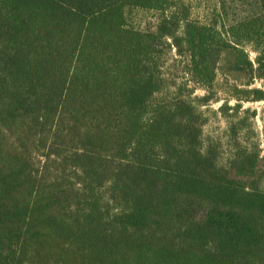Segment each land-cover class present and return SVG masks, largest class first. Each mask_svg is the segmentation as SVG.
<instances>
[{"label":"trees","instance_id":"trees-1","mask_svg":"<svg viewBox=\"0 0 264 264\" xmlns=\"http://www.w3.org/2000/svg\"><path fill=\"white\" fill-rule=\"evenodd\" d=\"M257 3L200 24L183 0H0V264H264V151L236 140L264 101ZM218 75L225 162L201 138Z\"/></svg>","mask_w":264,"mask_h":264},{"label":"rangeland","instance_id":"rangeland-1","mask_svg":"<svg viewBox=\"0 0 264 264\" xmlns=\"http://www.w3.org/2000/svg\"><path fill=\"white\" fill-rule=\"evenodd\" d=\"M190 11L191 19L200 24H210L217 13L220 15V22H232L243 19L248 16L257 14L259 11L257 0H183ZM221 8V10H220ZM126 22L128 26L140 30H152L157 23L156 14L153 12L143 11L139 9H131L126 12ZM172 55L174 56L173 52ZM250 58H254V54L250 53ZM172 73V71H170ZM176 83H182L187 80L183 75L182 69L173 73ZM252 87L259 88L260 83L254 82ZM228 86L220 75L217 76L214 89L217 93L218 102H210L208 105L200 107L205 123L202 127V141L204 144L214 142L218 145L220 153V161L225 162L231 154V142L229 138L230 123L237 120L232 116V111L225 113L219 112V107L228 99L227 106L232 107L234 101L229 98ZM204 92L196 90L193 97H201ZM192 97V98H193ZM249 110V113H240V119L244 121L243 130L237 137V141L245 145L259 144L264 151L262 139V130L264 127V101L247 102L242 104L241 111ZM255 112V117H251V112ZM264 155V152H263ZM264 191V179L261 184Z\"/></svg>","mask_w":264,"mask_h":264}]
</instances>
